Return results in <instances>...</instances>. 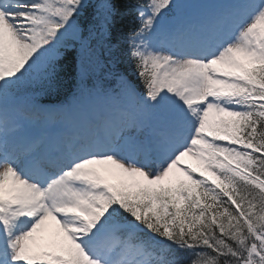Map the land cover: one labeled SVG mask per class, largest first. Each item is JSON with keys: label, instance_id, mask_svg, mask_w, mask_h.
Returning <instances> with one entry per match:
<instances>
[{"label": "snow or ice", "instance_id": "6c2138e0", "mask_svg": "<svg viewBox=\"0 0 264 264\" xmlns=\"http://www.w3.org/2000/svg\"><path fill=\"white\" fill-rule=\"evenodd\" d=\"M0 264H264V0H0Z\"/></svg>", "mask_w": 264, "mask_h": 264}, {"label": "rangeland", "instance_id": "374dc122", "mask_svg": "<svg viewBox=\"0 0 264 264\" xmlns=\"http://www.w3.org/2000/svg\"><path fill=\"white\" fill-rule=\"evenodd\" d=\"M186 161H190V162H189V165H190V166L195 165V162H194L191 158H187V157H186L184 162H186ZM186 165H187V164H186Z\"/></svg>", "mask_w": 264, "mask_h": 264}]
</instances>
